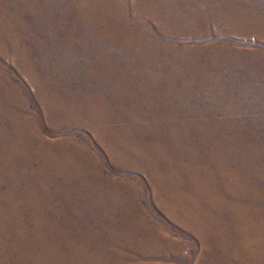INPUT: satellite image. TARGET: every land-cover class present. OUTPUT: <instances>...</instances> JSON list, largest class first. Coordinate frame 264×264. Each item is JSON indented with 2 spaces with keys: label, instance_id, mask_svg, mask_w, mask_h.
Wrapping results in <instances>:
<instances>
[{
  "label": "rangeland",
  "instance_id": "374dc122",
  "mask_svg": "<svg viewBox=\"0 0 264 264\" xmlns=\"http://www.w3.org/2000/svg\"><path fill=\"white\" fill-rule=\"evenodd\" d=\"M0 264H264V0H0Z\"/></svg>",
  "mask_w": 264,
  "mask_h": 264
}]
</instances>
